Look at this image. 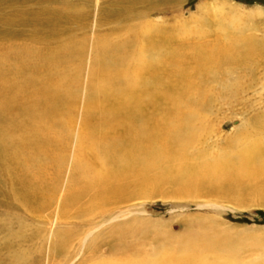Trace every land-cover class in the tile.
Masks as SVG:
<instances>
[{
  "label": "bare ground",
  "instance_id": "6f19581e",
  "mask_svg": "<svg viewBox=\"0 0 264 264\" xmlns=\"http://www.w3.org/2000/svg\"><path fill=\"white\" fill-rule=\"evenodd\" d=\"M55 1L21 0L20 4L34 5L35 8L26 13H3L0 15V30L4 28L2 24L14 25L15 21L40 24L43 20V27L35 32L45 39L42 34L45 30L80 14L72 13L69 18L64 7L51 6ZM141 1L116 0L112 4L116 6L115 12L122 16L138 3L147 5V0ZM167 1L172 3L175 0ZM7 2L0 0V9L8 7L4 4ZM206 6H209L208 12H216V19L219 14H227L229 18L227 23L217 24L221 36L215 40L219 42L215 47L204 39L197 40L195 45H191L193 42L172 41L173 46L167 47L169 37L166 33L154 31L156 25L143 21L138 27L142 34L140 41L119 38L121 41L115 47L120 53L118 56L115 57L113 52L102 56L98 51V67L92 71L86 96L88 101L85 100L88 110L81 117L75 156L65 187L67 191L58 211V214L65 215L69 208L84 205L89 198L92 199L85 224L87 228L81 237L86 243L84 252L88 260L84 259L82 264H245L238 261L236 252L226 251L228 245L221 244L214 231L205 227L203 230H186L187 235L172 240L173 236L162 237L147 252L142 245L133 242L132 246H127L128 250L122 247L116 252L105 251L103 254L102 249L97 254L87 245L88 241L111 230L116 233L117 224L105 232L96 233L94 224L99 216L110 210L117 212L115 218L128 216L132 211L130 208L123 210L124 204L132 198L151 195L156 187L166 182L175 186L176 194L188 191L198 195L205 191L216 197L236 198L250 186L257 194L264 195V112L236 126L225 143H207L217 125L216 121L211 122L217 104H212L210 111L207 105L210 97L214 98L212 101L219 99L222 102L220 96L215 98L220 92L237 95L246 85L248 88L254 69L264 63V42L239 34V26L231 27L230 24L237 25V17L225 0H210ZM110 9L114 8L105 11ZM103 16L111 18L110 15ZM180 22V27L185 26V21ZM196 30L198 33L209 31L201 27ZM184 32L188 31L182 29L181 33ZM27 36L31 38L33 35L29 33ZM73 39L78 41L79 38ZM99 44L113 47L102 40ZM27 47L26 44L18 47L20 52L16 54L30 53L28 58H37L34 53L47 52L38 60L44 76L55 69L72 70V76L74 74V78L63 76V84H55L54 78L41 83L37 77L39 74L35 73L39 83L31 86L26 82L29 88L23 89L22 86L16 88L17 76L23 75L15 70L4 75L0 73V153L8 157L21 188L29 192L28 200L33 199L36 207L43 209L52 203L67 156L66 142L72 128L70 112L75 104L79 80V64L70 62L83 49V44L77 42L72 48L59 52ZM68 54L72 57L65 60L63 57ZM1 65L5 64L0 58V69ZM22 97H28V105H20L18 100ZM27 107L30 110L35 108V113L29 112ZM23 113L25 118L15 122L21 117L15 115ZM6 116H11L13 122H7ZM45 172L52 174V178H47ZM144 221L138 225L145 226ZM116 231L119 236H124L125 227H118ZM76 236H61L57 246H63L62 253L74 246ZM140 242L144 241L137 243ZM215 242L223 245V249L213 245ZM226 254L230 258H225ZM246 264H264V258Z\"/></svg>",
  "mask_w": 264,
  "mask_h": 264
},
{
  "label": "rangeland",
  "instance_id": "374dc122",
  "mask_svg": "<svg viewBox=\"0 0 264 264\" xmlns=\"http://www.w3.org/2000/svg\"><path fill=\"white\" fill-rule=\"evenodd\" d=\"M7 1L4 4L8 7L5 6V8L0 9V15L5 12L16 13L20 11L26 13L29 9L35 8L34 5L20 4L21 0ZM113 1L116 0H56L51 6L64 7L65 15L69 18H72V13H76L77 16V12L80 14L75 19H64L59 26L45 30V33L41 31L45 39L41 37L39 32H35L43 27V20L40 24L26 21H15L14 25L2 24L4 28L0 30V58L5 65H1L0 73L4 75L6 72H14L15 70L23 75L17 76L19 83L16 88L20 86L24 87L23 89L29 88L26 82L31 86L39 83L35 73L39 74L37 77L41 83L50 78L56 80L55 84L62 83L61 78L63 76L74 78L72 70L63 72L65 69H55L49 75L44 72L46 75L44 76L38 60L42 58L41 56L47 55V52H32L38 55L37 58H28L30 53L27 55L24 53L16 54L20 52L18 47L26 44L30 47L26 49L30 50L32 48L35 50L47 48L59 52L72 48L75 43L79 42V44H83V49L77 53L74 59L69 54L63 57L65 60L72 57L70 63L79 64V66L77 65L79 80L73 112H70L72 132L70 131L68 142H66L65 153L67 154L65 155L67 156L64 159V168H62V173L58 179L60 184L58 183L59 185L54 191L55 195L51 200L52 205L39 209L33 199L28 200L29 192L21 188L14 167L9 163L8 157L0 153V264H82L84 259L85 261L88 260L84 252L86 243L81 237L84 236L83 233L87 228V226L85 228V224L89 218L92 199L89 198L84 205L81 203L72 209L69 208L66 214L64 213L65 215L58 214V211L61 199L67 191L65 187L70 175L72 157L75 156L77 132L83 120L81 117L88 110L86 102L88 98L86 96L89 93L92 71L98 67L96 63L98 51H101L102 56L108 52L115 53V57L118 56L120 53L116 51L115 47L118 45L116 43L121 41L119 38L124 37L122 40L126 39V41H140L142 34L138 27L142 25L143 21H149L156 25L154 31L160 30L166 33L169 37L167 47L173 46L172 41L189 44L193 42L191 45H195L197 40L201 39L210 43L211 47H215L219 43L215 40L221 36L217 24L227 23L229 19L227 14H219L216 19L215 11L208 12L209 6L206 5L210 0H175L174 2L171 1L172 3L167 0H143L146 1L145 4L147 5L138 3L131 12H126L122 16L115 12L117 9L112 4ZM225 1L228 3L227 7H231L233 14L237 17V25L230 24L231 27L237 28L239 26L241 31L239 34L252 37L253 41L264 42V0ZM109 7L114 9L105 11ZM103 15H110L111 18ZM182 20L186 23L185 26L180 27ZM66 21L68 22L66 23ZM198 27H201L202 30L207 28L209 31L198 33L196 30ZM182 29L188 32L183 34L181 33ZM29 33L34 36V39H32L33 36L31 38L27 36ZM62 38L65 40L64 42H62ZM73 38L79 39L73 41ZM100 40L102 43H109L113 47L99 44ZM127 54L131 55V53ZM254 71V75L249 79L248 88L246 85V90L244 89L242 93L231 95L222 91L215 97L220 96L222 102L219 99L212 101L214 98L211 99L210 97V102L207 104L209 110H212V104H217L213 108L215 114L212 113L211 116L213 118L211 122L216 121L217 125L214 134H211L207 139L208 144H212V142L225 143L236 126H241L251 117L259 116L264 112V63L258 64ZM251 82L254 85H250ZM55 87L53 86V88ZM18 101L20 105L29 104L28 97L19 98ZM14 104L15 106L18 105L17 102ZM27 109L29 108L27 107ZM32 110L29 112L35 113V108ZM23 115L24 113L15 115L21 117L14 121L23 120L25 118ZM6 118L7 122H13L11 116H6ZM48 171L51 172V170ZM49 173L45 172V175L51 179L52 174ZM158 187L150 193L151 195L135 197L124 204L123 210L130 208L129 210L132 211L128 216L115 218L117 212L114 210H110L102 217L99 216L96 219V224H94L96 225V233L105 232L113 224L118 226L114 228L116 233L111 230L99 238L88 241L87 245L90 251L98 254L102 249L101 254H103L105 251L116 252L122 247L128 250L127 246H132L133 242L136 243L135 245H142V248L147 252L152 246H156L159 239H163L162 237L168 239L173 236L174 238L171 237L170 239L172 240L184 234L187 235L186 230H198L200 228L203 230L205 227L214 231L218 237L216 239H219L221 244L228 245V250L225 248L226 251L236 252L237 259L241 263L246 264L264 258L263 194H257L249 188L250 186L245 187L236 198L216 197L208 195L205 191L198 195L188 191L184 194H176L173 190L175 186L167 182ZM141 220H145L143 227L138 225ZM118 227L121 229L125 227L124 236H119L116 231ZM76 232L79 234L77 235ZM167 233H170L169 236ZM71 234L77 235L76 238L73 237L75 239L74 246L68 247L62 253L63 246H57V244L62 235L68 237ZM138 241L144 242L142 244L141 242L137 243ZM216 244L219 245L217 242L213 245L216 246ZM218 249H223V245H219ZM225 258H230V255L226 254Z\"/></svg>",
  "mask_w": 264,
  "mask_h": 264
}]
</instances>
